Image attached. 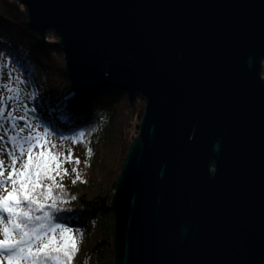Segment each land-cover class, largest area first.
Instances as JSON below:
<instances>
[{
	"label": "water",
	"instance_id": "water-1",
	"mask_svg": "<svg viewBox=\"0 0 264 264\" xmlns=\"http://www.w3.org/2000/svg\"><path fill=\"white\" fill-rule=\"evenodd\" d=\"M78 97L144 110L109 207L113 264H264V0H18Z\"/></svg>",
	"mask_w": 264,
	"mask_h": 264
},
{
	"label": "trees",
	"instance_id": "trees-1",
	"mask_svg": "<svg viewBox=\"0 0 264 264\" xmlns=\"http://www.w3.org/2000/svg\"><path fill=\"white\" fill-rule=\"evenodd\" d=\"M264 74V62L262 64ZM30 91L24 116L71 146L80 164L63 184L64 211L56 222L82 235L73 264H113V214L109 204L129 144L138 133L144 102L129 100L116 88H102L78 97L64 72L58 38L32 30L17 0H0V98L9 93L8 77ZM3 105V104H2ZM83 139H79L80 133ZM76 141V142H74ZM61 144V145H62ZM81 148L78 155L75 148ZM79 148V149H80ZM91 150V155L88 150ZM67 155V151H64ZM72 174V172L70 173Z\"/></svg>",
	"mask_w": 264,
	"mask_h": 264
},
{
	"label": "snow or ice",
	"instance_id": "snow-or-ice-1",
	"mask_svg": "<svg viewBox=\"0 0 264 264\" xmlns=\"http://www.w3.org/2000/svg\"><path fill=\"white\" fill-rule=\"evenodd\" d=\"M9 91L19 97L18 88ZM27 119L5 113L0 107V131L11 121L15 132L7 137L11 150L4 145L5 136L0 135V156L9 158L0 159V189L7 192L0 195V257L7 264H73L82 235L56 222L63 218L55 214L64 211L62 195L57 194V190L62 194L63 184L57 178L62 181L69 174L65 163L79 165L80 160L71 149L67 155L54 151L57 146L47 139V129L37 132L31 122L18 127L17 120ZM84 136L80 133L79 139ZM72 172L76 173L75 183L81 177L77 168Z\"/></svg>",
	"mask_w": 264,
	"mask_h": 264
},
{
	"label": "rangeland",
	"instance_id": "rangeland-1",
	"mask_svg": "<svg viewBox=\"0 0 264 264\" xmlns=\"http://www.w3.org/2000/svg\"><path fill=\"white\" fill-rule=\"evenodd\" d=\"M51 33H53V32H51ZM261 76L264 77L262 70H261ZM7 81L10 84L9 88H13V89L18 88L19 89V97L16 96L15 92L9 91L8 95H6V97H5V101H3V103H2L3 105L0 104V107L4 108L5 113L12 112L17 117L24 116V113H22V112H24L23 108L25 107L24 102H27V98L29 97L30 91L28 89H26L21 83H19L17 78H15V76L14 77H12V76L8 77L6 82ZM143 110H144V107H143ZM25 116H27V115H25ZM27 118H28L27 120H17L16 123H17L18 127H24L25 123L31 122L37 132L42 133L45 130L39 124V122H35L29 116H27ZM26 134L27 133H25L24 135H26ZM0 135L5 136L4 145L7 146L8 150H11L13 145L11 144V141L7 139V137H9V136L15 135V132L11 129V121H7L4 129L2 131H0ZM47 139L50 140L52 143H54L57 146L56 149H54V151L64 152V151H67L68 149H71V146H67L66 144H62L63 142L61 139H59V138H57L51 134H49ZM79 148L78 147L75 148L78 155L81 152V148L80 149ZM0 159L8 161L9 158H8V156L4 155V156H0ZM63 167L68 170L69 174L65 176V179L69 180L70 176L74 175V173L72 172V170H70V166L68 163H65L63 165ZM71 172H72V174H70ZM8 191L9 192L11 191V186L8 187ZM0 195H7V192L0 189ZM2 238H3L2 235H0V239H2ZM0 264H7V261L3 260V258L0 257Z\"/></svg>",
	"mask_w": 264,
	"mask_h": 264
},
{
	"label": "bare ground",
	"instance_id": "bare-ground-1",
	"mask_svg": "<svg viewBox=\"0 0 264 264\" xmlns=\"http://www.w3.org/2000/svg\"><path fill=\"white\" fill-rule=\"evenodd\" d=\"M18 1V0H17ZM23 8H24V11H25V7L23 6ZM25 16H27L26 14H25ZM26 19H27V22H28V18L26 17ZM38 33V32H37ZM39 34V33H38ZM40 35V34H39ZM43 37V36H42ZM64 56V55H63ZM64 59V58H63ZM64 63H65V59H64ZM68 80V79H67ZM113 193H114V191H113Z\"/></svg>",
	"mask_w": 264,
	"mask_h": 264
}]
</instances>
